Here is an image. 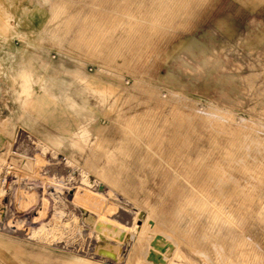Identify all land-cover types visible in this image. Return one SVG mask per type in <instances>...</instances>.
Wrapping results in <instances>:
<instances>
[{
  "label": "rangeland",
  "instance_id": "1",
  "mask_svg": "<svg viewBox=\"0 0 264 264\" xmlns=\"http://www.w3.org/2000/svg\"><path fill=\"white\" fill-rule=\"evenodd\" d=\"M169 1L173 6L170 8L171 14L156 24L152 22V17L158 14V4L163 0H0V135L5 138L7 148L4 147L0 155V190L6 182L9 183V189L0 197L1 264H28L32 261L38 264H116L100 256L97 250L101 242L120 248L121 262L117 264H147L142 250L145 245L137 238L150 214L145 203L146 194L164 192L167 186V181L159 176L161 173L155 174L154 169L188 170L190 162L185 158L183 149L177 145L184 141V130L180 131L177 142L172 140L174 130L171 135L164 133L162 140H150L140 129L134 128V124H143L146 120H158L163 126L175 122L196 124L199 130L191 136L200 147L206 146L208 138L225 143L232 140L264 143V0ZM179 8L182 11L179 12ZM75 13H94L99 22H104L107 31L104 39L99 41L102 43L100 51L95 50V45L94 50H87L86 44L90 42L81 39L82 32L79 29L83 27L72 21ZM130 15L143 18L134 27L135 31H143V39L137 38L136 44L130 39L132 45L127 41L132 23V19L128 18L132 17ZM125 35L129 38H122L125 41L123 44L121 37ZM146 35L148 38H145ZM111 44H114L112 48ZM118 47L122 54L116 53ZM5 52L10 55L7 56ZM32 59L40 71H44L43 63L47 65L50 62L52 65L47 67L48 74H59L61 81L57 83L56 92L50 93V97L55 99L57 121L67 125L81 124L82 130L88 132L87 137H78L76 144L51 130L48 123L41 122L38 128L32 129L18 119L19 109L14 101L15 95L13 99L12 94L15 81L8 68H14V61L29 62ZM73 69L82 74L88 71V76L90 73L117 76L120 82L118 93L109 96V101L103 104L100 99L88 95V106L92 109H87L82 105L87 94L71 92L69 71ZM37 89L44 90L41 85L33 90ZM27 96L30 98V95ZM75 104L77 108H74ZM10 117H14V120ZM128 121L136 122L131 125ZM122 129L126 130L125 133ZM111 145L114 150L124 146L128 156L120 154L118 163L110 164L101 152ZM259 155L261 159L264 157V153ZM159 156L164 157L166 163ZM124 165L128 166V170H125ZM252 169V166L246 169L247 176L241 181L243 186L248 187L249 177L255 175ZM98 170L105 171L104 176ZM230 171L237 181L241 180L237 168ZM256 172H259L258 176L263 174L260 169ZM132 174L138 177L137 183L128 176ZM260 184L258 188L264 190V183L263 187ZM85 188L98 195L100 201L103 197L111 199L108 202L107 199L102 200L103 207L108 209L104 213L105 217H98L99 212L91 211L94 206L88 207L87 202L74 200L78 193L81 196L80 192ZM232 196V204L241 201L242 197L239 199L238 194L236 197L232 193ZM178 203V197L169 193L165 211L183 232L174 231L172 227L170 231H174L176 241L196 262L176 259L171 264H214L215 261L207 263V259L197 253L202 249L204 252L201 253L211 257L215 254L213 249L205 247L206 242H200L203 238L202 227L207 225L208 218L204 216L196 221L189 211H182ZM153 204L160 206L159 201ZM84 205L90 210L89 213H97L94 214L97 218H109L126 228L119 229L121 234L119 232L109 238L103 237L99 230L87 223ZM247 207L249 209L245 215L243 231L233 228V233L242 239V250L229 247L224 253L230 259L233 258L230 264H264V227L258 226L254 220V206L248 203ZM60 210L64 214L61 223H58L60 220L55 215L60 216ZM63 222L70 227H64ZM54 223L62 225L65 231L60 228V233L56 231L55 235L48 237L45 234ZM40 226H45L46 229L42 231H46H39ZM230 249L236 250L237 257ZM222 262L226 264L225 260Z\"/></svg>",
  "mask_w": 264,
  "mask_h": 264
},
{
  "label": "bare ground",
  "instance_id": "2",
  "mask_svg": "<svg viewBox=\"0 0 264 264\" xmlns=\"http://www.w3.org/2000/svg\"><path fill=\"white\" fill-rule=\"evenodd\" d=\"M188 1V0H187ZM169 0H163L162 3L158 4V14L155 15L156 17H152V22H156V24L161 21L165 16L171 14V6L172 3H169ZM172 2V1H171ZM176 2V1H175ZM174 2V3H175ZM189 2V1H188ZM210 2V1H209ZM176 4V3H175ZM188 4V3H187ZM191 5V2L190 4ZM187 6V5H186ZM156 7V6H155ZM173 7V6H172ZM188 7V6H187ZM64 8V7H63ZM67 8V7H66ZM75 8V7H74ZM190 8V7H189ZM69 9V8H68ZM71 9V8H70ZM97 9V8H96ZM142 9V8H141ZM147 9V8H146ZM180 9V8H179ZM178 9V10H179ZM211 9V8H210ZM62 10V9H61ZM154 10V7H153ZM175 10V9H174ZM195 10V9H194ZM212 10V9H211ZM87 11V10H86ZM85 11V12H86ZM96 11V10H94ZM133 11V10H132ZM151 11V10H150ZM176 11V10H175ZM182 11L181 9L179 10V12ZM184 11V10H183ZM189 11V10H187ZM186 11V12H187ZM197 11V9H196ZM213 11V10H212ZM98 12V11H97ZM143 12V11H142ZM174 12V11H173ZM209 12V11H208ZM96 13V12H95ZM125 13V12H124ZM147 13V12H146ZM177 13V12H176ZM182 13V12H181ZM205 13V12H204ZM203 13V14H204ZM127 14V12H126ZM145 14V13H144ZM149 15V14H148ZM193 15V14H192ZM197 15V14H196ZM213 15V14H212ZM132 16V15H130ZM145 16V15H141ZM178 16V14H177ZM195 16V15H194ZM57 17V16H56ZM74 17V16H73ZM187 17V16H186ZM120 18V17H119ZM129 19H132V23L130 24V38L128 36L125 35V37H121L122 38H129L127 41L129 42V40H133L135 41L136 44V40L137 38L139 40H142L143 38L141 37L142 32L141 30L139 31H135V28L137 24H139V22H141L143 20V18L141 19L138 16H132V17H128ZM145 18V17H144ZM174 18V17H173ZM182 18V17H181ZM190 18V17H189ZM193 18V17H192ZM214 18V17H213ZM70 19L71 16H70ZM69 19V21H70ZM122 18H120L121 20ZM147 19V18H146ZM144 19V20H146ZM177 19V17H176ZM191 19V18H190ZM57 20V19H56ZM67 20V19H66ZM175 20V19H174ZM194 20V19H192ZM67 21V22H69ZM75 23H80L82 25V29L81 30V39L87 40L88 42H93L91 44H99V41H102V39H104L103 37L105 36V33L107 31V27L104 26V22L101 21L99 22L98 16L97 14H90V13H86V14H77L75 13V17L73 18V20ZM111 21V20H110ZM113 21V20H112ZM119 20H117L118 22ZM124 21V20H123ZM128 21V20H127ZM148 21V19H147ZM181 21V19H180ZM211 21V20H210ZM115 22V21H114ZM176 22V21H175ZM186 22V21H185ZM204 22V21H203ZM66 23V22H65ZM70 23V22H69ZM72 23V22H71ZM121 23V22H120ZM123 23V22H122ZM126 23V22H125ZM177 23V22H176ZM206 23V22H205ZM74 24V23H73ZM72 24V25H73ZM115 24V23H114ZM127 24V23H126ZM129 24V23H128ZM144 24V23H143ZM167 24H169L167 22ZM166 24V25H167ZM71 25V26H72ZM75 25V24H74ZM77 25V24H76ZM106 25V23H105ZM117 25V24H116ZM121 25V24H120ZM125 25V24H124ZM159 25V24H158ZM183 25V24H182ZM185 25V24H184ZM192 25V24H191ZM199 25V24H198ZM70 26V25H69ZM115 26V25H114ZM123 26V24H122ZM193 26V25H192ZM109 27V26H108ZM111 27V25H110ZM113 27V25H112ZM117 27V26H116ZM153 27V26H152ZM78 28V27H76ZM75 28V29H76ZM118 28V27H117ZM158 28V27H157ZM197 28V27H196ZM110 29V28H109ZM161 29V28H159ZM112 30V28H111ZM119 31V30H118ZM122 31V30H121ZM145 31V30H144ZM157 31V30H156ZM155 31V32H156ZM195 31V30H194ZM154 32V31H153ZM160 32V31H159ZM117 31H115L116 35ZM125 34V33H124ZM127 34V32H126ZM147 34V33H146ZM150 34V33H149ZM147 34V35H149ZM238 34V33H237ZM110 35V34H109ZM108 35V36H109ZM147 35L145 36V38L147 37ZM119 36V35H118ZM121 36V35H120ZM153 36V35H152ZM244 36V35H243ZM67 37V36H66ZM140 37V38H139ZM228 37V36H227ZM148 38V37H147ZM150 38V37H149ZM231 38V37H230ZM242 38V37H241ZM66 39V38H65ZM119 39V38H118ZM120 39V40H121ZM232 39V38H231ZM238 40H240L239 38H237ZM247 39V38H246ZM264 39V38H263ZM67 40V39H66ZM106 40V39H105ZM115 40V39H114ZM123 40V39H122ZM146 40V39H145ZM77 40H75L76 42ZM117 41V40H116ZM132 41V42H133ZM173 41V40H172ZM208 41V40H207ZM66 42V41H65ZM74 42V41H73ZM78 42V41H77ZM110 42V41H109ZM120 42V41H119ZM126 42V44L128 43ZM149 42V41H148ZM243 42H244V37H243ZM249 42V41H248ZM68 43V42H67ZM72 43V42H71ZM79 43V42H78ZM77 43V44H78ZM83 43V41H82ZM85 43V42H84ZM121 43L125 44V41L123 40ZM130 43V42H129ZM212 43V41L210 42ZM222 43V42H221ZM254 43V42H253ZM74 44V43H73ZM90 44V43H89ZM88 44V45H89ZM105 44V43H104ZM121 44V45H123ZM131 44V43H130ZM143 44V43H142ZM148 44V43H147ZM218 47L219 45L217 43H215ZM214 44V45H215ZM249 44V43H248ZM255 44V43H254ZM253 44V45H254ZM76 45V43H75ZM81 45V44H80ZM87 45V47H88ZM102 43L99 45L101 46ZM107 45V44H106ZM112 45V44H111ZM114 45V44H113ZM113 45L111 46V48L113 47ZM132 45V44H131ZM242 45V44H240ZM94 46V45H92ZM91 46V47H92ZM108 46V45H107ZM106 46V48H107ZM126 46V45H124ZM216 46V47H217ZM226 46V45H225ZM224 46V47H225ZM89 47V49L91 48ZM98 47V46H96ZM105 47V46H104ZM122 47V46H121ZM131 47V46H130ZM144 47V46H143ZM150 47V46H149ZM223 46H221L222 48ZM244 47V46H243ZM105 48V49H106ZM110 48V49H111ZM237 48V47H236ZM240 48V47H239ZM88 49V48H87ZM88 49V50H89ZM99 49V48H97ZM104 49V50H105ZM109 49V47L107 48ZM121 49V48H120ZM143 49V48H142ZM149 49V48H148ZM147 49V50H148ZM153 49V47H152ZM151 49V50H152ZM94 50V48H93ZM115 50V48H114ZM118 50L117 52H119V47L116 49ZM122 50V49H121ZM127 50H129L127 48ZM216 50V49H215ZM232 50V49H231ZM99 51V50H98ZM142 51V50H141ZM230 51V50H229ZM110 52V51H108ZM113 50L111 51L112 54ZM116 52V53H117ZM144 52V50H143ZM227 52V51H226ZM236 52V51H235ZM248 52V51H247ZM87 53V52H86ZM96 53V51H95ZM120 53V52H119ZM125 53V52H124ZM133 53V52H132ZM131 53V54H132ZM135 53V51H134ZM218 53V52H217ZM91 54H92V50H91ZM99 54V53H98ZM122 54V53H120ZM130 54V52H129ZM233 54V53H232ZM102 54H100L101 56ZM104 55V54H103ZM102 55V56H103ZM106 55V53H105ZM116 55V54H115ZM127 55V53H126ZM135 55V54H134ZM141 55V54H140ZM218 55V54H217ZM107 56V55H106ZM121 56V55H120ZM152 56V55H151ZM219 56V55H218ZM225 56V55H224ZM133 57V56H132ZM144 57V56H143ZM113 58V57H112ZM225 58V57H224ZM117 59V58H116ZM119 59V58H118ZM243 59V58H242ZM211 60V59H210ZM142 61V60H139ZM114 62V61H113ZM149 62V60H148ZM112 64V62H111ZM131 64V63H129ZM128 69V68H127ZM144 72V71H143ZM28 79V78H27ZM77 82V81H75ZM87 82V81H86ZM79 84V82H78ZM79 86V85H78ZM84 87V86H83ZM81 88V87H79ZM29 89V88H28ZM77 89V88H76ZM84 89V88H83ZM80 90V89H79ZM82 91V90H80ZM84 94H87V96L89 95L94 96L96 99H100L99 101H101L102 103H105L107 101H109V96L110 94H108L106 91H95V89H84ZM26 95H30V90L26 91ZM81 95V94H80ZM173 95V94H172ZM86 96V95H84ZM83 96V97H84ZM176 96V95H175ZM26 97V96H25ZM76 97V96H75ZM82 97V96H80ZM78 97V98H80ZM50 98V97H49ZM87 98V97H86ZM93 98V97H92ZM53 100V99H52ZM78 100V99H77ZM89 100V99H88ZM113 100V98H112ZM45 101V100H44ZM92 101V100H91ZM94 102V101H93ZM112 102V101H111ZM95 103V102H94ZM112 104V103H111ZM94 105V104H93ZM96 105V103H95ZM100 105V104H99ZM110 105V104H109ZM92 106V105H91ZM111 107V106H110ZM81 109V108H80ZM104 109V108H103ZM45 111V110H44ZM43 111V112H44ZM84 111V109H83ZM86 111V110H85ZM42 112V113H43ZM47 112V111H46ZM50 114V113H49ZM44 115V114H43ZM163 115V114H162ZM176 115V114H175ZM217 116V115H216ZM137 117V116H136ZM184 117V116H183ZM218 117V116H217ZM134 118V116H133ZM216 118V117H214ZM132 119V118H131ZM164 119V118H163ZM174 119V118H173ZM51 120V119H50ZM137 120V118H136ZM178 120V119H176ZM46 121V120H45ZM132 121V120H131ZM138 121V120H137ZM147 121V120H146ZM144 122L143 124L141 123H137L136 125L134 124V128L137 127V129H140L143 132V135L146 136V138L150 139V140H162L161 137L162 135L165 134H169L171 135V131L174 130L175 134H174V141L177 142V140L180 139V131H185L186 135L184 134V136H182L183 138V142L182 143H177V145L183 149L184 151V156L187 159L188 162H190V168L187 169H183V170H178V169H160L158 171V169L156 170L155 166H154V173H161L160 178L167 181V186L165 187V191H161L159 193L156 192H148L146 194L147 199L145 201V203L148 205V210L150 212V214L147 216L144 226L141 227V230L139 232V234L137 235V238H139V242L142 241L144 243V253L145 254V260L147 261V264H171L173 263L176 259H180V261L185 260V261H190V263H194L196 262L192 257L188 256V254L183 250L182 246L176 241V239L174 238L173 232L174 231H179L181 232L182 230L179 229V227L177 225H175V220H173V218H170L168 216V213L165 211V202L167 201V197L169 195V193H173L175 196L178 197L179 199V206L181 208L182 211H189L191 215L194 216V219L196 221H200V218H203L204 216L206 218H208V223L207 225H204L202 228L203 233L202 235V241L200 242H206L207 243V249L211 248L213 249V252L215 253L213 257H211L208 254L205 253H201L203 250L200 249L197 251V253L199 255H203L207 260V263H215L217 262H222V261H226V264H230L229 261L232 262L230 257H227L226 254H224L225 252H227V249L230 247L235 248L236 250L241 249L242 250V239L240 240V236L238 237V235H235L233 233V228H238L239 230L243 231L244 229V221H245V215H247V211H248V203H250V205L252 204L254 206L255 209V216H254V220L257 223L258 226H262L264 227V190H262L261 188L259 189V185L260 182L264 183V157L261 159L259 158L261 155H259L260 153L263 154L264 153V143L263 144H257L255 142L253 143H247V142H238L235 140H232L228 143L222 142L221 140L218 139H211L208 138L207 139V144L206 146H199L196 145L194 138L191 136V134L197 133L199 130L198 125L193 124V123H186V122H175L172 125H161L162 123H160L158 120L155 121H147ZM180 121V120H179ZM48 122V121H47ZM136 122V121H135ZM132 122V123H135ZM139 122V121H138ZM128 123H131L130 121H128ZM131 123V125H132ZM51 124V123H50ZM129 125V124H128ZM65 126V125H64ZM83 126V125H82ZM86 127V126H84ZM168 127V128H167ZM81 128V127H80ZM78 128V129H80ZM124 128V127H123ZM126 129V128H125ZM132 129V127H131ZM56 130V129H55ZM82 130V128H81ZM128 130V129H127ZM136 130V129H135ZM133 130V131H135ZM166 130H169L166 132ZM123 131V129H122ZM126 131V130H125ZM125 131H123L125 133ZM118 133V130L116 131ZM129 132V131H128ZM139 132V131H138ZM230 132V131H229ZM76 133V132H75ZM116 133V134H117ZM137 133V132H134ZM120 134V133H119ZM133 134V133H132ZM141 134V132L139 133ZM80 135V134H79ZM77 137H87L88 136V132L83 130L82 134L80 136ZM123 135V134H122ZM130 135V134H129ZM128 135V136H129ZM120 136V135H119ZM125 136V135H124ZM132 137V135H130ZM138 136V134H137ZM140 136V135H139ZM142 136V135H141ZM143 136V137H144ZM71 137V136H70ZM127 137V136H126ZM68 138V137H67ZM75 138V137H74ZM81 139V138H79ZM124 139V138H122ZM133 139V138H132ZM137 139V138H136ZM70 140V139H69ZM77 140V139H76ZM107 140V139H106ZM119 140V139H117ZM138 140V139H137ZM165 140V139H164ZM75 141V140H74ZM96 141V140H95ZM110 141V140H109ZM108 141V142H109ZM136 141V140H135ZM140 141V140H139ZM143 141V140H142ZM173 141V142H174ZM76 142V141H75ZM78 142V141H77ZM85 142V141H83ZM103 142V141H102ZM115 142V141H113ZM112 142V143H113ZM134 142V141H133ZM132 142V143H133ZM138 142V141H137ZM163 142V141H162ZM172 142V141H171ZM172 142V143H173ZM80 143V142H79ZM82 143V141H81ZM86 143V142H85ZM100 143V142H99ZM170 143V141H169ZM171 143V144H172ZM199 143V142H197ZM201 143V142H200ZM68 144V143H66ZM74 144V143H73ZM76 144V143H75ZM120 144V143H119ZM118 144V145H119ZM94 145V144H93ZM101 145V144H100ZM103 145V144H102ZM101 145V146H102ZM115 145V143H114ZM130 145V144H129ZM164 145V144H163ZM169 145V144H168ZM175 146L176 143L174 144ZM78 146V145H76ZM98 146V145H97ZM112 146V145H111ZM110 146V147H111ZM161 146V145H160ZM4 147L6 148L5 145V138L2 137L0 135V155L4 152ZM72 147V146H71ZM79 147V146H78ZM114 147V146H113ZM132 147V146H131ZM147 147V146H146ZM153 148V146H151ZM172 147V146H171ZM98 148V147H97ZM100 148V147H99ZM140 148V147H139ZM149 148V147H148ZM174 148V147H173ZM7 149V148H6ZM76 149V148H75ZM95 149V148H94ZM102 149V148H100ZM126 148L124 146L120 147L118 146L116 148L115 151H110L108 150L106 152V157L109 160L108 162L111 164H116L118 163V158L119 155L122 154L123 156H128V153L125 150ZM128 149V148H127ZM142 149V148H141ZM151 149V148H150ZM171 149V148H169ZM78 150V149H77ZM99 150V149H98ZM105 150V149H104ZM132 150V148H131ZM168 150V149H167ZM175 150V148H174ZM177 150V149H176ZM193 150V151H192ZM100 151V150H99ZM98 151V152H99ZM106 151V150H105ZM104 151V152H105ZM142 151V150H140ZM139 151V152H140ZM172 151V150H171ZM79 152V151H78ZM81 152V151H80ZM136 152V151H133ZM173 152V151H172ZM256 154H253V153ZM83 153V152H81ZM103 153V151L101 152ZM175 153V152H174ZM7 154V152H6ZM182 154V151H181ZM5 155V153H4ZM96 155V154H95ZM100 155V154H99ZM103 155V154H102ZM142 155V154H141ZM170 155V154H169ZM178 155V154H176ZM122 156V158H123ZM149 156V155H147ZM263 156V155H262ZM1 157V156H0ZM105 157V156H104ZM133 157V155H132ZM137 157V156H136ZM143 157V156H142ZM157 157V156H156ZM159 156V159L163 160L164 163H166V161L163 159L164 157ZM2 158V157H1ZM99 158V156H98ZM168 158V157H167ZM97 159V158H96ZM93 160V159H92ZM132 160V159H131ZM142 159H140L141 161ZM145 160V159H144ZM152 160V159H150ZM156 160V159H155ZM175 160V158H174ZM180 160V159H178ZM123 161V160H122ZM148 161V160H147ZM88 162V161H87ZM107 162V161H106ZM107 162V164H108ZM142 162V161H141ZM151 162V161H150ZM156 162V161H155ZM90 163V162H89ZM96 163V162H95ZM123 163V162H122ZM121 163V164H122ZM132 163V162H131ZM144 163V162H143ZM147 163V162H145ZM149 163V162H148ZM91 164V163H90ZM100 164V163H99ZM127 164V163H126ZM133 164V163H132ZM158 164V163H157ZM97 165V164H96ZM135 165V164H134ZM145 165V164H144ZM29 166V165H28ZM91 166V165H90ZM104 166V165H103ZM117 166V165H116ZM115 166V167H116ZM119 166V165H118ZM123 166V165H122ZM125 170L127 169V165ZM129 166H131L129 164ZM188 166V165H187ZM252 166V170L251 172H255V175L251 177H249L250 179V184L248 187L243 186L241 181L243 179H245V177L247 176L248 171L246 170L248 167ZM26 167V166H25ZM95 167V166H94ZM113 167V166H112ZM114 167V168H115ZM153 167V166H152ZM158 167V165H157ZM169 167V166H168ZM237 168V170L239 171L238 173L241 174V180L237 181L236 177L231 175V169L232 168ZM101 168V167H100ZM99 168V169H100ZM121 167L119 166L118 169H120ZM125 168V167H124ZM160 168V165H159ZM188 168V167H187ZM102 169V168H101ZM100 169V170H101ZM258 169H260V173L261 171H263V174L258 176L257 174L259 172H256ZM97 170V169H96ZM121 170V169H120ZM132 170V169H131ZM124 171V169H123ZM122 173H126L123 172ZM153 171V170H152ZM245 171V172H244ZM97 172V171H96ZM99 172V170H98ZM97 172V173H98ZM105 171H101L99 173H102V175L104 174ZM129 172V171H128ZM151 172V171H150ZM235 172V171H234ZM244 172V173H243ZM115 173V172H114ZM121 173V174H122ZM134 174V172H131ZM146 173V172H145ZM149 173V172H148ZM237 173V174H238ZM106 174V173H105ZM113 174V173H112ZM121 174H119L120 176H122ZM128 175L131 176L133 179V182L137 181L138 177H136V175ZM138 175V173H135ZM143 174V173H141ZM156 174V173H155ZM236 174V175H237ZM108 175V173L106 174ZM118 175V174H117ZM116 175V176H117ZM118 175V176H119ZM234 175V173H233ZM104 176V175H103ZM114 176V175H113ZM145 176V174H144ZM156 176V175H155ZM109 177V176H108ZM143 177V175H142ZM151 177V175H150ZM155 179V178H154ZM94 180V179H93ZM119 180V178H118ZM141 180V179H140ZM149 181V179H147ZM113 181V180H111ZM86 182V181H85ZM89 182V181H88ZM114 182V181H113ZM121 183V182H120ZM137 183V182H136ZM147 183V182H145ZM245 183V182H244ZM262 183L260 184V186L262 185ZM6 184V185H5ZM3 186V188L0 190V197H3L6 189H9V183L6 182ZM84 184V183H83ZM88 184V183H87ZM92 184V183H91ZM118 185V183H116ZM142 185V184H141ZM149 185V184H148ZM248 185V184H247ZM137 187V186H136ZM143 187V186H142ZM246 189H245V188ZM263 187V185H262ZM83 188V187H82ZM143 189V188H142ZM144 191V190H143ZM80 192V191H79ZM232 193L233 195L237 197V194L239 195V199L241 198V201H237L236 205L232 204L231 199H232ZM79 196H76V199H74L75 201H77V199H79L80 201H85V203L87 202V206H94V208L92 209L91 207V211L94 210V212H99V214L94 213L100 215V217H105L104 213H106V211L108 210L107 207H103V203L102 202L103 199H107L106 197L103 196H99V197H103V199L100 201L98 197V195L94 194L93 192H90L88 190L83 189L81 190ZM180 195V196H179ZM79 196V197H78ZM78 197V198H77ZM154 199V201H159L160 202V206H156L155 204H153L154 201H152ZM78 200V202H79ZM111 201V199H107L106 201ZM233 200V199H232ZM80 203V202H79ZM83 203V202H82ZM83 203V204H85ZM84 205L83 207V211L85 214V219L87 221V223H90L91 225H93V227L97 230H99L103 237L105 238H109L111 235H117L120 231L119 229L121 228H126L125 225L116 222L114 220H109V218L107 220H103L100 218H97V216L95 217L94 214L89 213L90 210L87 209ZM88 206V207H89ZM96 210V211H95ZM54 211V210H53ZM102 211V212H101ZM141 213V212H138ZM184 213V212H183ZM64 214V212H62L61 210L59 211V215L60 216H56V218L60 221H58V223H61V219H62V215ZM74 215V214H73ZM99 217V216H98ZM107 218V217H106ZM57 219L54 218V221L56 222ZM252 220V219H251ZM75 221V220H74ZM77 221V220H76ZM73 222V220H72ZM246 222V221H245ZM57 223V222H56ZM64 224V222L62 223ZM68 224V222H67ZM69 225V224H68ZM68 225L64 224V227H68ZM72 227V224H70ZM122 225L124 227H122ZM70 227V226H69ZM68 227V228H69ZM133 227V225H132ZM174 228V231H170V228ZM50 228V227H49ZM60 228L63 230V226H59V224H55L52 225L51 229H48V231L46 232L48 237L50 235H55L56 231H59ZM66 228V230L68 229ZM254 228H256V225H254ZM43 229H46L45 226H40V229H38L39 231H42ZM71 229V228H70ZM37 230V229H36ZM81 230V229H80ZM128 230V227H127ZM131 230V229H130ZM248 230V229H247ZM35 231V230H34ZM46 231V230H45ZM42 231V232H45ZM75 231V230H74ZM250 231V230H249ZM68 232V231H67ZM183 232V231H182ZM33 233V232H32ZM35 233V232H34ZM38 233V232H37ZM60 233V231H59ZM124 233V232H123ZM129 233V232H128ZM44 234V233H43ZM100 234V236H101ZM121 234V232H120ZM119 234V236H120ZM183 234V233H182ZM243 234V233H242ZM39 235V234H38ZM42 235V233H41ZM72 235V234H71ZM34 236V235H33ZM37 236V235H36ZM32 237V236H31ZM41 237V236H39ZM38 237V238H39ZM102 237V236H101ZM116 237V236H115ZM248 237V236H247ZM43 238V237H42ZM53 238V237H52ZM127 238V237H126ZM40 239V238H39ZM46 239V238H43ZM128 239V238H127ZM109 240V239H108ZM117 240V239H116ZM39 241V240H38ZM249 241V240H248ZM101 242V241H100ZM119 242V241H118ZM201 244V243H200ZM120 246V244H118ZM198 245V244H197ZM200 248V247H199ZM245 250V247L243 248ZM209 250V249H208ZM231 250V249H230ZM233 250V249H232ZM231 250V251H232ZM235 250V251H236ZM243 250V252H244ZM98 253H100L103 257L105 256L110 262L113 263H120L121 262V250L119 247L112 246V244L110 245L109 243H104L101 242L100 246L98 248ZM234 251V250H233ZM234 251V254H235ZM239 251V250H238ZM247 251V249L245 250ZM204 252V251H203ZM242 252V253H243ZM217 253H221V255L217 254ZM239 253V252H238ZM248 253V252H247ZM229 254V253H228ZM237 254V253H236ZM235 254V256L237 257V255ZM245 254V253H244ZM253 254V253H252ZM230 255V254H229ZM247 255V254H246ZM248 256V255H247ZM244 257V255H243ZM242 257V258H243ZM222 258L224 260H222ZM239 260L240 257L238 256ZM251 258V257H250ZM249 258V259H250ZM256 258V257H255ZM237 259V258H236ZM248 259V257H247ZM246 259V261H247ZM252 260V259H251ZM244 261V260H241ZM243 262V263H246ZM250 260H248L249 262ZM258 261V260H256ZM237 262V261H236ZM247 262V263H248ZM253 262V260H252ZM250 261V263H252ZM146 263V262H145ZM186 263V262H185ZM214 263V264H215ZM176 264V263H175ZM219 264V263H218ZM223 264V262L221 263Z\"/></svg>",
  "mask_w": 264,
  "mask_h": 264
},
{
  "label": "crops",
  "instance_id": "3",
  "mask_svg": "<svg viewBox=\"0 0 264 264\" xmlns=\"http://www.w3.org/2000/svg\"><path fill=\"white\" fill-rule=\"evenodd\" d=\"M87 45L88 43L86 44V47ZM92 45H95V47L98 46L95 48V50L100 51V49H97V48H101V46H99L100 43L96 45V44H91L90 42V44L88 45V49ZM90 49H93V46ZM117 51L118 50H116V52ZM5 54L7 56L10 55L8 52H5ZM14 63H15L14 68L12 70L8 68V72L13 75L15 81V87H14L15 90L12 91V94H13V99L15 95L16 99H14V101L15 103H17L19 109V113L17 115L18 119L24 125L32 129L38 128L41 125V122L48 123L51 130L57 132L59 135L68 137L67 139L68 140L70 139L69 140L70 142L75 143V141L78 140L77 136L81 132H83V130L81 131L82 128L81 124L75 125L74 123V125L73 124L67 125V124H60V122L57 121L58 115L55 107V99L53 98L52 100V98L50 97V93L55 94L57 83L60 82L61 79L58 77L59 74H54V75L48 74L47 67L49 68L52 64L50 62L49 63L47 62V65L43 63L44 71H40L33 64V59L29 62L14 61ZM75 70L76 69L69 71V75L71 76V78H69L70 87L72 88L71 92L84 94V89H95V91L98 92L106 91L108 94H110V96H112V94L118 93L120 82L117 76L116 77L112 75L105 76L103 74H94V73L92 74L90 73V76H88V71H85L82 74L81 72H75ZM84 73H87V75ZM39 85H41V87L44 89V90L42 89L43 91H39L38 89L33 90L34 87L38 88ZM44 87L47 89L46 91ZM76 88L77 89L79 88L82 91L77 90ZM29 90H30V98H28V96L26 95V91ZM88 104H90V102H88V96H87V98H85V101L84 103H82V105L87 109H92L91 107L88 106ZM74 108H77L76 104L74 105ZM12 114L14 113L12 112ZM94 114H98V113H94ZM74 116L75 115H72V117ZM100 116H102V114ZM10 119L14 120V117H10ZM106 141L108 142V140ZM103 142H105V140ZM105 150H104L105 152H103V157L104 156L106 157L105 154L108 150L115 151L114 149H112V146L111 147L107 146ZM42 248H45V246H42ZM37 259L40 260V258ZM85 260L87 261V258ZM28 264H38V263L32 261L31 263L29 262ZM80 264H88V263L85 262Z\"/></svg>",
  "mask_w": 264,
  "mask_h": 264
}]
</instances>
